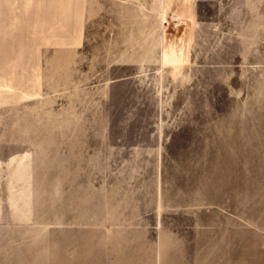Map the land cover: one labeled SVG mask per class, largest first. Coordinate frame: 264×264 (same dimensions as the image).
I'll list each match as a JSON object with an SVG mask.
<instances>
[{
	"label": "rangeland",
	"instance_id": "1",
	"mask_svg": "<svg viewBox=\"0 0 264 264\" xmlns=\"http://www.w3.org/2000/svg\"><path fill=\"white\" fill-rule=\"evenodd\" d=\"M0 264H264V0H0Z\"/></svg>",
	"mask_w": 264,
	"mask_h": 264
}]
</instances>
